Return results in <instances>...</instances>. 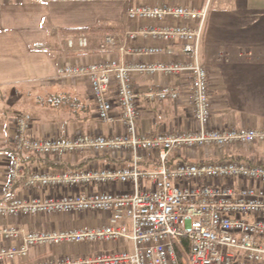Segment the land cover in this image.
I'll use <instances>...</instances> for the list:
<instances>
[{"label":"built area","instance_id":"built-area-1","mask_svg":"<svg viewBox=\"0 0 264 264\" xmlns=\"http://www.w3.org/2000/svg\"><path fill=\"white\" fill-rule=\"evenodd\" d=\"M212 1L202 0L199 5L167 2L132 6L128 17L137 23L135 27L123 35L107 32L104 36L105 49L117 50V57L68 63L61 68V77L88 80L100 120L110 125L120 123L122 128L117 132L36 137L30 135L31 113L18 111L13 115L15 147L3 187L9 198L0 203V217L75 212L84 218L92 212L107 214L108 222L30 230L0 225L5 242L0 247V261L26 257L31 249L45 245L114 241L110 250L67 254L27 264H264V164L242 158L170 163L172 152L182 148L264 143V127L217 128L211 123L208 72L200 49ZM139 38L144 43L137 44ZM147 40L156 43L148 44ZM75 43L83 50L89 40L85 34H79L77 41L71 36L67 40L69 50L75 49ZM177 45L182 57L175 56ZM125 54L146 59L127 61ZM163 54L171 58L163 60ZM136 74L189 75L196 127L154 135L140 132ZM181 94L179 86L163 85L145 92L144 97L148 101H177ZM115 103L120 116L115 114ZM86 150L128 158L130 164L25 172L23 156L27 153ZM148 151L158 155L156 168L140 167ZM18 182L24 188L78 191L26 197L13 194ZM117 183H129L130 188L110 189ZM252 214L260 218L251 219Z\"/></svg>","mask_w":264,"mask_h":264},{"label":"crops","instance_id":"crops-1","mask_svg":"<svg viewBox=\"0 0 264 264\" xmlns=\"http://www.w3.org/2000/svg\"><path fill=\"white\" fill-rule=\"evenodd\" d=\"M167 2L170 1L0 0V97L8 101V106H0V203L9 198L4 195L3 187L9 177L10 158L15 147V130L11 122L13 115L18 111L31 113L33 123L30 135L36 137L117 132L122 128L120 123L110 125L100 120L88 80L61 77L59 72L68 63L117 57V50L105 49V34L116 32L123 35L125 31L135 27L137 23L128 17L130 7ZM201 2L202 0H193L187 5H199ZM84 27L103 30L85 33L89 40L87 48L81 50L75 43V49L69 50L68 38L73 36L77 41L78 34L61 30ZM136 43L142 44L144 40L139 38ZM146 43L155 44L156 41L147 40ZM40 45L44 48H39ZM174 49L176 57L183 56L180 46L177 45ZM200 57L208 72L211 123L217 128H230L234 125L264 127V0H213L201 40ZM170 58L169 54L162 55L163 60ZM124 59L131 61L146 57L125 54ZM163 85L179 86L182 91L180 99H145V92ZM134 86L139 106L137 123L140 132L154 135L196 127L189 75L168 77L157 74L148 77L136 74ZM63 92L79 96L87 103L88 109L79 111L80 118H73L70 112L64 110L66 108L53 106L48 102L51 94ZM70 109L71 107L68 108ZM114 111L120 116L116 103ZM254 145L253 149L241 144L222 148L214 145L202 147L193 155L196 160L192 162H216L224 158L252 161L250 157L264 160V143ZM184 154H187V150H174L170 158L171 165L191 161ZM23 159L24 166L30 167L32 171L52 172L84 169L90 164L97 165L96 168L130 164L128 158H114L108 152L91 150L38 156L27 153ZM157 166V153L148 151L140 167L153 169ZM118 184L109 187L115 191L128 189ZM76 191L78 188H24L18 182L13 194L31 197ZM59 218L60 220L46 215L0 217V225H15L30 230L62 229L80 224L96 226L108 222V215L105 213L89 212L84 218L80 213H72L70 216L66 215V218ZM70 219L73 225H69ZM63 223L68 225H62ZM4 243L0 236V247ZM51 257L56 256L50 252L31 249L26 257H18L11 262L0 261V264L36 263Z\"/></svg>","mask_w":264,"mask_h":264},{"label":"rangeland","instance_id":"rangeland-1","mask_svg":"<svg viewBox=\"0 0 264 264\" xmlns=\"http://www.w3.org/2000/svg\"><path fill=\"white\" fill-rule=\"evenodd\" d=\"M172 3H175V4H188L190 3L191 1L193 0H168ZM8 104V101L7 99H2L0 97V106H4V105H7ZM8 106V105H7ZM257 144V143H256ZM254 144L246 147V148H254ZM200 148L202 147H195V148H182L180 150H187V154H184V157L188 160H191V161H195L196 160V157L193 155H195V153H197ZM247 150H251V149H247ZM254 154V153H253ZM251 155V154H250ZM255 157H256V154H255ZM251 160L253 161H257L256 163H263L264 164V160L262 158H254V157H250ZM91 167H94L96 168L97 165H92L90 164L89 166H87V168H91ZM115 184L112 185V187H114ZM118 185L122 186L123 188H130V184L129 183H119ZM72 213H75V212H69V213H66V212H59L57 214H54V215H48V217H51V216H55L57 217V219L60 220V216L62 218H66V215L70 216L72 215ZM44 216V215H43ZM256 217H259L260 216H255V215H251V219H254ZM72 219H70L71 221ZM68 221V222H70ZM62 225H68V223H63ZM69 225H73L72 221H71V224ZM82 225V224H80ZM55 227V226H54ZM52 227V228H54ZM122 243V242H121ZM115 246V242L114 241H108V242H92V243H89V242H85V243H78V242H72V243H64V244H59V245H54V246H48V245H45L43 247H38V251L40 252H43V253H47L50 249H53L54 252H52V255L53 256H62V255H71V254H83V253H94V252H101L103 250H110V249H113ZM11 262V260H7V262Z\"/></svg>","mask_w":264,"mask_h":264},{"label":"trees","instance_id":"trees-1","mask_svg":"<svg viewBox=\"0 0 264 264\" xmlns=\"http://www.w3.org/2000/svg\"><path fill=\"white\" fill-rule=\"evenodd\" d=\"M103 30V28L98 27H84V28H76V29H70V30H61L62 32H77V34H85L89 32H99ZM39 48H44L43 45L38 46ZM51 99L48 100V102L51 103L53 106H59L64 107L66 112H70V115L73 118H80L79 111L83 108L88 109L87 103H85L79 96L71 95L70 93H60V94H51ZM47 102V101H46ZM94 105L96 106L95 102ZM71 107L70 110L68 108ZM71 116L68 117V119L71 118ZM67 119V120H68ZM34 156H38L36 154H33ZM24 160V159H23ZM26 173H31L32 170H30V167H25Z\"/></svg>","mask_w":264,"mask_h":264}]
</instances>
